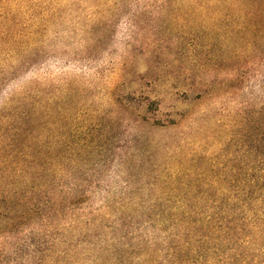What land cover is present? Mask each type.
Returning a JSON list of instances; mask_svg holds the SVG:
<instances>
[{
    "label": "rangeland",
    "instance_id": "374dc122",
    "mask_svg": "<svg viewBox=\"0 0 264 264\" xmlns=\"http://www.w3.org/2000/svg\"><path fill=\"white\" fill-rule=\"evenodd\" d=\"M211 4L0 0V36L32 38L20 54H0V129L27 112L29 129H62L72 148L107 147L95 158L106 165L81 189L84 213L221 207L186 201L227 193L229 178L238 195L264 62L215 32ZM147 111L164 126L137 120ZM217 179L224 188L210 186ZM16 246H2L6 261L15 263Z\"/></svg>",
    "mask_w": 264,
    "mask_h": 264
},
{
    "label": "trees",
    "instance_id": "16d2710c",
    "mask_svg": "<svg viewBox=\"0 0 264 264\" xmlns=\"http://www.w3.org/2000/svg\"><path fill=\"white\" fill-rule=\"evenodd\" d=\"M194 1L212 3L208 9L216 3L215 32L236 45H251L254 50L244 55L264 62V0ZM31 42L0 36V54ZM148 114L137 120L164 126ZM254 115L255 140L245 129L242 141L238 195L229 178L227 193L186 201L221 207L102 214L81 211V189L106 165L95 158L107 147L72 148L62 129H29L32 115H14L0 129V264H264V105ZM184 164L177 168L188 169ZM223 183L217 179L210 186L224 188ZM10 241L17 244L15 263L3 257L2 246Z\"/></svg>",
    "mask_w": 264,
    "mask_h": 264
}]
</instances>
